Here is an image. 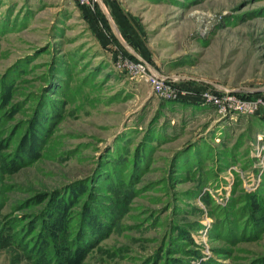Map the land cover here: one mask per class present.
<instances>
[{"label":"rangeland","instance_id":"1","mask_svg":"<svg viewBox=\"0 0 264 264\" xmlns=\"http://www.w3.org/2000/svg\"><path fill=\"white\" fill-rule=\"evenodd\" d=\"M91 1L0 0V264H264L211 211L264 187V0ZM224 91L251 111L200 101Z\"/></svg>","mask_w":264,"mask_h":264},{"label":"trees","instance_id":"2","mask_svg":"<svg viewBox=\"0 0 264 264\" xmlns=\"http://www.w3.org/2000/svg\"><path fill=\"white\" fill-rule=\"evenodd\" d=\"M114 20H117V18L114 17ZM121 33L123 32L121 31ZM123 55H125L130 60H135L133 56H129L126 53H123ZM234 188L239 189L238 182L235 184ZM238 193L239 194L237 195L239 196L231 195L226 208L217 207L215 204H213L214 202H212V200L208 196H205L206 198H209L208 200L210 202V206L213 204L211 211L216 220V227L213 230V233L215 235L218 234V231L220 234L221 230L222 231L225 230L226 236H230V231L244 233L243 232L244 230L252 229V235L255 236V235H259L261 231L263 230L264 228V187L262 188L261 191H258L253 194H244L240 192V190ZM57 208L59 207L57 206ZM90 218L93 220H91ZM86 219L90 223H92L94 219L96 218L94 214L89 215V216L85 214L82 221H85ZM106 221H108V219ZM236 223L239 225L241 224V229L239 228V226H237ZM88 227L89 226L87 224L85 227H84V223L81 224V229H84V231H87ZM174 231L180 232L181 234L183 233L182 235L183 238H181L182 242L190 243V245L193 244L192 239L189 236V230H185L182 232L181 229L176 227L174 228ZM85 243H86L85 239L84 240L83 238L78 239L77 242H75L72 247L68 248L71 251L70 255H72L75 258L76 255L80 254V249L83 245H85ZM64 255L65 256L68 255L66 259L71 258L69 256V251H68V254L65 252ZM205 264H210V263L208 262Z\"/></svg>","mask_w":264,"mask_h":264},{"label":"built area","instance_id":"3","mask_svg":"<svg viewBox=\"0 0 264 264\" xmlns=\"http://www.w3.org/2000/svg\"><path fill=\"white\" fill-rule=\"evenodd\" d=\"M71 3L80 7H91V0H69ZM117 69L123 71L130 78H137L141 82L149 85L155 96L163 100H173L177 98L176 92L164 83L163 79L157 71L145 60L136 58L130 60L126 56L118 58ZM224 94L216 96L214 94H202L201 103L210 105L215 108L217 115L221 118L226 117L229 114L244 113L243 111H251L252 106L249 103L238 100L231 95L232 92L224 91ZM258 150L256 156L257 166H262L264 157V146L256 148ZM256 150V151H257Z\"/></svg>","mask_w":264,"mask_h":264},{"label":"crops","instance_id":"4","mask_svg":"<svg viewBox=\"0 0 264 264\" xmlns=\"http://www.w3.org/2000/svg\"><path fill=\"white\" fill-rule=\"evenodd\" d=\"M119 20H115V22L117 23ZM120 22V21H119ZM119 27H121L120 25H119ZM121 31H119V33H120ZM134 57V56H133ZM138 56H135L134 58L136 59ZM139 58V57H138ZM188 101V104H185L188 108H190V106L192 107V108H196L197 106H199V104L198 103H196L195 101L196 100H186V102ZM196 103V104H195Z\"/></svg>","mask_w":264,"mask_h":264}]
</instances>
